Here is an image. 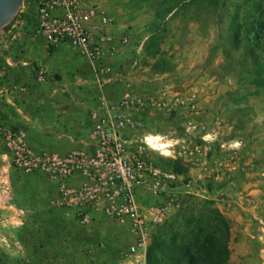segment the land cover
Instances as JSON below:
<instances>
[{"label": "rangeland", "instance_id": "rangeland-1", "mask_svg": "<svg viewBox=\"0 0 264 264\" xmlns=\"http://www.w3.org/2000/svg\"><path fill=\"white\" fill-rule=\"evenodd\" d=\"M117 2L122 9L130 10L139 28L143 23L142 27L146 25L157 33L149 39L148 46L129 43L115 56L108 53L105 63L114 72L107 76L116 85L110 84L109 88L106 84L104 97L121 98L127 89L140 98L162 87L194 90L199 95L197 128L189 129L181 115L169 117L150 108L141 113L146 125L130 130L128 135L131 147L139 145L136 139H145L142 145L154 163L197 180V195H181L168 217L152 228L145 255H135L129 251L133 239L124 226L102 220L92 227L80 228L64 209L55 206L56 184L46 175L27 174L30 180H25L17 174L10 175L2 166L0 182L7 185L10 196L0 192V205L12 202L15 207L8 214L22 217L23 223L16 219L0 225V264H54L56 257L50 253L51 247L60 250L63 264H75L78 261L71 259L83 234L101 251L94 256L97 264H264V51L255 52L259 59L256 65L244 48L238 51L225 32L218 36L217 19L220 15L223 24L249 21V3L219 0L216 5L214 0H195L173 13L177 0ZM21 15L20 12L12 24L0 31V93L7 85L15 88L8 101L19 90L28 94L25 110L32 116L29 122L38 124L36 130L46 135L40 137L32 128L34 133L29 136L25 128L9 125L3 115L0 120L8 128L23 132L28 145L37 151L66 155L87 149L84 143L73 148L72 144L54 141L52 127L60 125L58 131L72 132L80 125L86 136L93 124H85L88 121L83 120L82 104L98 102L103 89L99 93L90 85L87 93L78 92L73 97L61 91L72 83L67 77L49 75L50 80L40 82L23 72L20 78H14L9 73L13 66L8 58H26L30 54L33 60L41 55L40 43L46 44L34 37L31 21L19 25ZM125 36L132 41L129 34ZM144 37L141 32L140 44ZM26 41L38 45L28 51L23 46ZM11 44L15 47L10 48ZM67 55L66 66H80L77 72L83 81L87 80L89 72L93 73L91 63L74 48ZM208 135L213 139H205ZM153 137L158 142H150ZM234 142L241 145L232 146ZM166 143L168 146H163ZM198 146L202 152L196 151ZM205 152L209 156L207 168L203 165ZM11 168L15 170L12 165ZM200 173L203 177L199 178ZM70 233L75 239L72 245L65 238ZM203 233L210 239L204 246L208 250L199 255L202 258L197 256L192 261L193 240ZM40 246L46 248L42 251Z\"/></svg>", "mask_w": 264, "mask_h": 264}, {"label": "built area", "instance_id": "built-area-1", "mask_svg": "<svg viewBox=\"0 0 264 264\" xmlns=\"http://www.w3.org/2000/svg\"><path fill=\"white\" fill-rule=\"evenodd\" d=\"M21 14L19 25L31 21L34 37L44 39L47 46L69 43L91 63L98 80L114 72L105 63L108 53L115 56L130 43L129 37L117 38L108 32L111 24L108 14L86 0H23ZM34 73L40 82L51 78L41 64L35 66ZM14 92L15 88L7 85L1 89L6 100ZM150 108L169 117L181 115L188 128L195 129L201 100L194 90L170 87L140 98L130 93L118 99L103 96L90 110L93 126L84 142L87 149L66 155L35 150L28 145L23 132L8 128L0 120V153L10 158L16 171L46 175L55 183V206L64 209L78 227H92L102 220L118 223L133 239L129 251L145 255L152 228L168 217L181 195H197L198 189L194 178L154 163L142 145L145 139H136L139 144L136 147L128 144L130 130L146 125L141 113ZM208 138L213 139L210 135L205 139ZM157 140L153 137L150 142ZM240 145L234 142L232 146ZM196 151L203 149L198 146ZM207 158L205 152L206 168Z\"/></svg>", "mask_w": 264, "mask_h": 264}, {"label": "crops", "instance_id": "crops-1", "mask_svg": "<svg viewBox=\"0 0 264 264\" xmlns=\"http://www.w3.org/2000/svg\"><path fill=\"white\" fill-rule=\"evenodd\" d=\"M92 3L97 4L98 7L102 8L103 10H105V12L107 14L110 15L111 17V24L108 27V32L110 33H115V34H120L122 37L123 35H128L131 36L132 41H130V44H136L137 46L139 45L140 47H144V46H148V42L149 39L152 36H155L157 31H152L149 27H147L146 25L144 27L143 23L140 24V28L139 25H136L137 22L135 20V18L131 17V12L130 10L125 7L124 9H122V6H120L119 2L116 3L117 0H88ZM118 4V5H117ZM176 10L173 12L175 13ZM142 27V29H141ZM140 29V30H139ZM141 32H144L145 37L142 39V43L140 44V38L139 35L141 34ZM128 37V36H127ZM45 42L44 39H39V42ZM137 43H134L136 42ZM147 42V44H146ZM33 45H38L29 41H26L24 43V48H26V50H31V49H35L37 46H33ZM10 48L15 47L13 44H11L9 46ZM40 47V56H34L33 60L30 59L28 57H17L15 58L12 57L11 59L8 58V62L11 63V65L13 66L11 68V70H9V73H11V75H13L14 78H20L23 75V72L26 74V76H29V79H36L35 73H34V68L37 64H40L45 66L46 70L48 71L49 75L54 76L55 74H57L56 76L59 77L61 79L64 78H69V80L72 81V83L69 85V87H63V89L61 88V91L65 92L67 96H75L76 94H80V93H87V90H89L90 85H94V87H96V89H98V92H101V89H103V91L100 93V96H104V88H107L106 84L108 85L109 88H111L112 85H116V83L113 82L112 77L111 76H105L103 79L98 80L97 77L95 75H93V73L90 71L89 72V78L85 81L84 78L80 77V73L78 74V69H80V66L78 67H72V69H69L66 64L65 61L68 60L67 59V51H71V48L73 49V47L69 44V43H65L59 46L54 47V53L52 55H50L48 53V49L46 47L45 43H40L39 45ZM28 48V49H27ZM66 55V57L64 56ZM20 58V59H19ZM7 59V58H6ZM32 60V61H31ZM37 62V63H36ZM67 62V61H66ZM25 66V67H23ZM108 77V78H107ZM115 81H117L115 79ZM87 84V85H86ZM125 88V87H124ZM125 92L124 93H129V90L124 89ZM24 91L26 92L27 90L24 89ZM80 92V93H78ZM17 93V92H16ZM122 92V95L124 94ZM35 95L31 96L34 97ZM27 98L28 94L26 93H22V91L19 90V92L17 94H15V96L10 99L8 101V99L4 100L2 98V95L0 93V116H4L5 120L7 121V123L9 125L15 126V127H22L25 128L28 133L29 136H32V134L34 133L32 128H34L35 130L39 128L38 124L33 123L31 124L29 122V120L31 121L32 116L31 115H27L26 112V105H27ZM101 98V97H100ZM99 98V99H100ZM35 99V97H34ZM37 101V100H36ZM97 103V100L95 102H88L85 101L82 104V117L83 120L85 119V122L88 123L90 126L93 124V121L91 119L90 116V110L92 108L93 105H95ZM87 124V125H88ZM60 125L56 126V129H54V127H52V135L54 138V141L58 142V143H66V144H72L73 148L74 147H79L82 146L83 143L85 141L88 140L89 138V130H91L92 127H90V129L87 132V135L84 136V131L81 129V126L79 125L75 130H72V132H65V131H58ZM83 131V133H82ZM35 132H37L38 136L40 137H44V135H46L45 133H42L41 131L36 130ZM82 133V134H81ZM4 167L3 169H5L8 173H10V175H19L22 177V179L25 180H30L27 179V174L15 171L11 168V163H10V159L7 155L5 154H0V168ZM6 184H3L0 182V192L1 193H7V196H10V191L7 190ZM15 206L13 205L12 202L6 204V205H0V225L4 224V225H8L10 223H13L16 221V219H18L20 222L23 223V219L21 218H15L13 217L14 215H9L8 211H11L12 208H14ZM15 220V221H14ZM95 227V226H94ZM67 244L72 245L73 241H75L73 235H70L65 237ZM92 247V248H91ZM44 248H46V246H40V250H44ZM51 251L50 253H54L56 260L54 261V264H63L62 261H60V250L59 251H55L56 249H54L53 247H51ZM75 257L72 258L71 260L74 261V259H76L78 262L75 264H97L94 261V256L96 254H101V251L98 249H95V247L92 244L88 243V240L86 238V235L83 234L80 238V240H78V244H77V251L74 252ZM82 257V258H81ZM93 257V261L91 260ZM83 260L82 259H85ZM88 259V260H87ZM70 260V259H69ZM71 261H68L67 264H70ZM51 264H53V261H51Z\"/></svg>", "mask_w": 264, "mask_h": 264}, {"label": "trees", "instance_id": "trees-1", "mask_svg": "<svg viewBox=\"0 0 264 264\" xmlns=\"http://www.w3.org/2000/svg\"><path fill=\"white\" fill-rule=\"evenodd\" d=\"M195 0H177V4L173 7V12L176 10L179 11L181 8L186 7L193 3ZM216 5L219 0H214ZM249 3V11L247 12L249 21L245 20L244 22L230 21V23H224L220 15H217L218 25L220 24V29H218V36L222 37V34L225 32L230 37V41L238 48V51L244 48L252 61L257 65L259 59L256 58L255 52L264 51V0H247ZM221 10V9H219ZM234 30L238 32L234 33ZM245 32H244V31ZM242 43L244 44L243 46ZM48 53L52 55L54 53V47L48 46ZM203 233L201 237H195L194 246L191 248L190 260L196 261L197 256L204 255V252H207L208 248L204 247L210 241L209 238L204 237ZM207 239V240H206ZM208 241V242H207ZM202 258V256H199ZM198 258V259H199Z\"/></svg>", "mask_w": 264, "mask_h": 264}, {"label": "water", "instance_id": "water-1", "mask_svg": "<svg viewBox=\"0 0 264 264\" xmlns=\"http://www.w3.org/2000/svg\"><path fill=\"white\" fill-rule=\"evenodd\" d=\"M23 0H0V31L6 29L21 12Z\"/></svg>", "mask_w": 264, "mask_h": 264}]
</instances>
